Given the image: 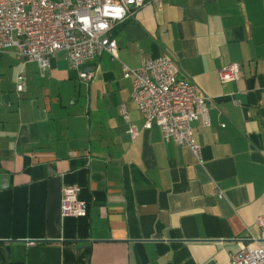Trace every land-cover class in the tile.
Instances as JSON below:
<instances>
[{
	"label": "crops",
	"instance_id": "1",
	"mask_svg": "<svg viewBox=\"0 0 264 264\" xmlns=\"http://www.w3.org/2000/svg\"><path fill=\"white\" fill-rule=\"evenodd\" d=\"M114 37L92 82L64 51L44 73L0 55V264H232L264 247V0H153ZM166 56L210 98L200 161L144 129L123 74ZM231 64L241 79L220 81ZM73 185L86 217L62 215Z\"/></svg>",
	"mask_w": 264,
	"mask_h": 264
},
{
	"label": "built area",
	"instance_id": "2",
	"mask_svg": "<svg viewBox=\"0 0 264 264\" xmlns=\"http://www.w3.org/2000/svg\"><path fill=\"white\" fill-rule=\"evenodd\" d=\"M153 0H0V55L14 51L18 59L36 63L40 72L50 68L57 52L67 53L69 65L80 70V78L92 82L96 72L85 68L105 53L116 56L114 30L136 11ZM241 66L231 64L219 71L222 82L241 79ZM126 79H132V101L144 120V129L159 127L164 140L191 150L200 161L202 149L196 144L193 124L201 121L210 126V98L201 96L195 85L180 76L177 63L169 56L148 58L138 69L123 66ZM17 92L25 91L24 77H18ZM122 116L128 111L122 105ZM135 139L139 132L131 127ZM80 188L63 190L62 215L86 217L88 206L79 201ZM264 229V216L256 219ZM249 240L258 244L252 236ZM232 264H264V247L245 246L230 255Z\"/></svg>",
	"mask_w": 264,
	"mask_h": 264
}]
</instances>
